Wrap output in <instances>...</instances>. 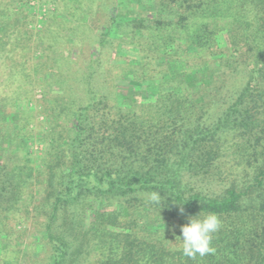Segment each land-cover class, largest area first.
<instances>
[{"label":"trees","instance_id":"obj_1","mask_svg":"<svg viewBox=\"0 0 264 264\" xmlns=\"http://www.w3.org/2000/svg\"><path fill=\"white\" fill-rule=\"evenodd\" d=\"M95 3L107 25L81 61L73 43ZM5 6L0 52L17 34ZM64 7L69 28L48 14L36 36L51 55L32 72L7 58L11 83L48 78L38 166L31 95L0 100V238L10 218L45 211L46 264H264V0ZM199 213L221 227L214 252L189 258L175 239Z\"/></svg>","mask_w":264,"mask_h":264},{"label":"rangeland","instance_id":"obj_2","mask_svg":"<svg viewBox=\"0 0 264 264\" xmlns=\"http://www.w3.org/2000/svg\"><path fill=\"white\" fill-rule=\"evenodd\" d=\"M103 4L109 6L111 0H103ZM5 5L12 10L11 13L13 15L10 22L14 21L15 25L13 28L17 34L11 38V45L3 46L0 52V100L15 97L18 92L27 91V95H31L30 106L33 113V122L29 126V129H31L29 133L32 137L28 145L31 148L32 164L35 167L40 164L38 158L41 150H43V143L38 142V136H40L39 133L42 129V120L46 116L45 113L44 116L41 112L43 110L41 95L47 91L43 81L48 78V75L40 76L41 79H39L31 74L30 77L24 78L23 81H20L21 79H12L16 83H11L8 81L7 75L13 72L12 67L14 65L8 62L7 58H12L15 60L14 62L17 61L18 63L23 62L30 69L29 71L32 72L35 60L42 55L47 56L48 54L43 49L44 44H37L38 37L36 36L39 32H45L46 25L49 23L46 22L48 14L54 11L53 13L57 19L61 20L54 25L52 24L54 28L61 26V28L67 29L70 24H62L61 22L68 23L67 16L71 9L64 7V0H0L2 9L6 7ZM90 12L86 16L85 22H82L85 23L84 26L78 31V39L80 41L77 44L73 43L76 46L72 51V56L75 57L78 54L81 61L84 58H88L90 53L94 51L92 49L93 45L90 44V41H92V39L90 40L91 34L96 35L104 25H107L106 11L103 12V10L98 9L97 3L93 5ZM44 22L46 24H43ZM15 37L16 39L14 40ZM62 50L67 51L68 49L62 45ZM17 70L18 67L15 68V71ZM19 85L21 86V91L16 90ZM28 90L30 91L29 93ZM44 212L21 213L7 221V225L3 229L4 240L0 238V264H46L49 248L44 234Z\"/></svg>","mask_w":264,"mask_h":264},{"label":"clouds","instance_id":"obj_3","mask_svg":"<svg viewBox=\"0 0 264 264\" xmlns=\"http://www.w3.org/2000/svg\"><path fill=\"white\" fill-rule=\"evenodd\" d=\"M146 200L154 205L163 204L160 192L153 191L145 194ZM188 222L180 227L181 235L176 236L179 250L189 258L197 255L203 257L214 252L212 248L213 235L220 229L221 220L216 213H199L187 218Z\"/></svg>","mask_w":264,"mask_h":264}]
</instances>
